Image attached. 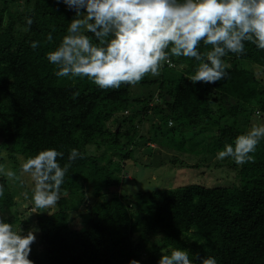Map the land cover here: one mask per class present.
<instances>
[{
  "label": "trees",
  "instance_id": "trees-1",
  "mask_svg": "<svg viewBox=\"0 0 264 264\" xmlns=\"http://www.w3.org/2000/svg\"><path fill=\"white\" fill-rule=\"evenodd\" d=\"M74 15L57 0H0V154L4 148L18 161L56 148L65 153L63 165L71 149L85 153L69 169L53 212L38 209L41 249L32 245L29 258L35 264H129L133 258L157 264L161 254L187 248L193 258L215 256L218 264H264V140L254 162L237 166L230 159L237 171L233 186L121 191L130 175L123 162L133 157L137 122L146 117L160 114L167 124L174 122L167 131L155 124L166 137L155 134L160 147L210 155L264 124V50L246 43L245 55L226 56L230 77L215 84L193 85L198 62L172 56L173 66L165 63L159 76L149 74L138 84L150 93L134 97L130 85L102 90L87 78L55 75L47 53L60 44ZM32 41L39 47L32 49ZM210 48L201 43L199 50ZM126 112L130 129L121 142L123 134L108 122ZM92 145L110 152L98 156ZM0 183L6 189L0 209L12 222L18 216L14 194L5 176ZM86 186L94 196L90 204ZM83 206L84 225L78 228L71 213Z\"/></svg>",
  "mask_w": 264,
  "mask_h": 264
},
{
  "label": "clouds",
  "instance_id": "clouds-1",
  "mask_svg": "<svg viewBox=\"0 0 264 264\" xmlns=\"http://www.w3.org/2000/svg\"><path fill=\"white\" fill-rule=\"evenodd\" d=\"M75 15L60 44L47 53L49 63L62 78H87L102 90L135 86L149 74L159 76L170 57L194 58L198 62L190 78L197 83L215 84L227 80L230 73L223 59L229 54L245 55L246 43L264 50V0H57ZM26 23L33 24L32 17ZM90 34V35H89ZM48 41H52L49 33ZM95 41V42H94ZM32 41L30 47H39ZM201 43L211 46L199 50ZM169 127L174 126L172 120ZM264 140V124L253 125L224 145L216 159H231L237 166L254 162V153ZM56 148L28 157L17 172L0 171L20 180L30 175L33 188L30 199L37 209L57 206L64 194L63 185L72 164L85 153L73 148L67 162ZM0 183V197L5 194ZM29 198L27 192L24 193ZM40 230L33 226L16 229L5 209H0V264H35L32 245ZM160 237V236H157ZM156 237V238H157ZM129 264H141L131 259ZM157 264H218L215 256L201 257L190 249L176 248L161 254Z\"/></svg>",
  "mask_w": 264,
  "mask_h": 264
},
{
  "label": "rangeland",
  "instance_id": "rangeland-1",
  "mask_svg": "<svg viewBox=\"0 0 264 264\" xmlns=\"http://www.w3.org/2000/svg\"><path fill=\"white\" fill-rule=\"evenodd\" d=\"M131 88L132 95L140 98L145 97L151 91L150 87L138 84ZM129 114L119 113L116 118L108 122L110 129L118 130L123 134L120 139L121 142L126 141V135L124 134L130 129V123L124 121V119H126L125 116ZM150 114H148V116H150ZM155 124H157V126H162L161 131H167V129L170 128L168 127L167 122L161 118L160 114H155L149 117V119L146 117L142 122H137L139 137L137 136L138 138L131 148L133 157L123 162L124 172L126 171L130 174L128 175L129 178L126 180L124 187L123 185L121 187L123 193L131 194L137 190L147 191L156 188L172 189L191 183H199L215 187L234 185V182L237 179V171L235 165L230 162V159L226 158L225 160L220 161L216 159V155H210L208 153L195 154L181 152L175 149L162 148L157 144L158 142H154L157 141L155 135L157 134V129ZM157 136L161 138L162 141H166V137H161V134H157ZM1 142L2 139L0 138V143ZM88 148L98 156L110 152L106 150V146L99 149L95 145H92ZM25 160V156L20 155L19 160L14 161L9 157L4 148L1 150L0 165L3 166L4 171L12 170L19 175L20 165ZM0 175L5 176L3 171H0ZM6 178L16 202L15 208L18 216L12 221L15 222L16 229L22 227L27 230L33 226L38 228V209L32 205L30 199L32 188L34 186L32 178L30 175L24 174V176L21 177L23 183H21L20 180ZM86 191V197L88 198L87 202L90 204L93 201L94 196L91 194L88 186H86ZM25 192L29 195L28 199L24 196ZM54 209L55 206L44 210L53 212ZM84 211H86L85 206L80 210L71 213L72 224L74 226L78 228L83 227L85 218L83 214ZM155 240L156 242L160 241L158 238ZM33 245H36L38 249H41L38 233L37 241Z\"/></svg>",
  "mask_w": 264,
  "mask_h": 264
},
{
  "label": "built area",
  "instance_id": "built-area-1",
  "mask_svg": "<svg viewBox=\"0 0 264 264\" xmlns=\"http://www.w3.org/2000/svg\"><path fill=\"white\" fill-rule=\"evenodd\" d=\"M166 63H168L170 66L174 65L171 60L169 62H166ZM126 113H128V112H126Z\"/></svg>",
  "mask_w": 264,
  "mask_h": 264
}]
</instances>
